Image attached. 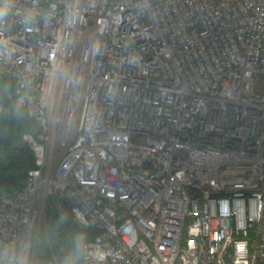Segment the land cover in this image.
Wrapping results in <instances>:
<instances>
[{"label":"built area","instance_id":"built-area-1","mask_svg":"<svg viewBox=\"0 0 264 264\" xmlns=\"http://www.w3.org/2000/svg\"><path fill=\"white\" fill-rule=\"evenodd\" d=\"M0 12V74L36 125L35 167L0 194V251L31 257L52 193L98 231L75 264H264V0H0Z\"/></svg>","mask_w":264,"mask_h":264},{"label":"trees","instance_id":"trees-1","mask_svg":"<svg viewBox=\"0 0 264 264\" xmlns=\"http://www.w3.org/2000/svg\"><path fill=\"white\" fill-rule=\"evenodd\" d=\"M12 89L11 82L0 74V102L5 109L0 112V194L13 193L19 189L24 184L28 171L35 167L31 149L21 140V126L24 127L22 121L27 114L14 104L13 99L8 98ZM67 219L73 218L67 216ZM66 227H69L68 232L59 222L52 228L53 249L60 257L66 255L61 248L68 249L72 245L70 243L72 235L75 238L79 236L83 243L98 233L91 226L81 228L71 224Z\"/></svg>","mask_w":264,"mask_h":264},{"label":"rangeland","instance_id":"rangeland-1","mask_svg":"<svg viewBox=\"0 0 264 264\" xmlns=\"http://www.w3.org/2000/svg\"><path fill=\"white\" fill-rule=\"evenodd\" d=\"M261 83L262 80H259ZM9 99H12L11 94L8 95ZM1 105V102H0ZM5 109L1 105V111ZM76 123V122H75ZM21 126V140L25 142L24 137L29 133H34L36 130V125L34 121L25 116ZM50 165L51 169H54L56 166V151L55 148L52 150ZM37 212L36 217L33 222L32 231H31V259L35 264H64L65 258L70 254L73 249V244L75 241L74 235L70 239V247H62L61 251L66 252V255L58 256L57 252L53 249V226L58 225L59 222L63 224L66 231L68 232L69 227L67 225L71 224L77 225L73 219L68 220L65 213L64 207L60 204H57V201L52 193H47L45 197L40 193L37 201ZM53 223V225H51ZM66 224V225H65ZM78 226V225H77ZM69 234V233H68ZM80 253V252H79ZM79 255V254H78ZM78 259V256L75 258V262Z\"/></svg>","mask_w":264,"mask_h":264},{"label":"clouds","instance_id":"clouds-1","mask_svg":"<svg viewBox=\"0 0 264 264\" xmlns=\"http://www.w3.org/2000/svg\"><path fill=\"white\" fill-rule=\"evenodd\" d=\"M3 13L0 12V18ZM82 248V240L76 237L73 249L65 258L64 264H75V258ZM0 264H32L31 257L26 246L5 245L3 251H0Z\"/></svg>","mask_w":264,"mask_h":264},{"label":"water","instance_id":"water-1","mask_svg":"<svg viewBox=\"0 0 264 264\" xmlns=\"http://www.w3.org/2000/svg\"><path fill=\"white\" fill-rule=\"evenodd\" d=\"M62 205L64 207V210H65L66 215L68 217H71L72 216V213H71V210H70V207H69L68 203L66 201H63Z\"/></svg>","mask_w":264,"mask_h":264}]
</instances>
